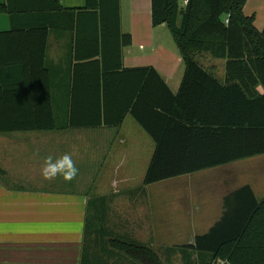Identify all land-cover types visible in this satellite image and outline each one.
I'll use <instances>...</instances> for the list:
<instances>
[{"label":"trees","instance_id":"trees-1","mask_svg":"<svg viewBox=\"0 0 264 264\" xmlns=\"http://www.w3.org/2000/svg\"><path fill=\"white\" fill-rule=\"evenodd\" d=\"M245 3L151 0L152 26H167L184 64L173 94L154 68H123L131 36L121 30L120 0H85L78 10L58 0H3L11 30L0 33V135L119 128L130 116L155 144L145 186L264 155V29L243 13ZM53 29L71 40L68 70L60 74L46 62ZM201 54L225 61L223 84L199 63ZM55 89L66 95L54 96ZM103 218L87 216L79 264H120L101 262L98 239H86L97 234L87 225ZM104 240L113 261L163 264L148 245L120 234ZM165 251L185 264L193 256L198 264H264V201L249 186L230 192L207 233Z\"/></svg>","mask_w":264,"mask_h":264},{"label":"crops","instance_id":"crops-1","mask_svg":"<svg viewBox=\"0 0 264 264\" xmlns=\"http://www.w3.org/2000/svg\"><path fill=\"white\" fill-rule=\"evenodd\" d=\"M182 1L184 6L186 0ZM58 3L68 10L85 6V0ZM120 7L121 30L131 36V45L122 52L123 68L152 67L176 94L184 64L167 26H152L151 0H120ZM164 26L173 45L166 41ZM256 29L261 32L264 27ZM10 30L9 16L0 13V33ZM70 45L69 32L50 31L46 62L52 71L67 72ZM198 61L217 81L225 82L224 60L205 54ZM256 90L263 93L261 87ZM53 95L63 97L66 92L55 89ZM126 118L119 128L0 135V264H79L87 216L109 215V210L98 215L94 208L115 207L103 200L122 193L133 192L124 203L128 210L118 213L131 223L124 225L125 231L120 229V235L148 246L156 239L164 249L181 245L173 241L192 244L196 236L207 233L220 221L223 199L230 192L249 186L256 200L264 201V155L145 186L155 144L132 126L124 132ZM194 153L204 156L210 151L197 149ZM65 154L71 155L77 176H91L99 186L107 183L109 192L91 194L92 186L78 193L58 185L54 178L45 179V160L51 157L55 162ZM57 177L63 179L62 175ZM175 225H184L186 238ZM139 230L147 236L135 235Z\"/></svg>","mask_w":264,"mask_h":264},{"label":"rangeland","instance_id":"rangeland-1","mask_svg":"<svg viewBox=\"0 0 264 264\" xmlns=\"http://www.w3.org/2000/svg\"><path fill=\"white\" fill-rule=\"evenodd\" d=\"M179 1H180V4H182L183 1L182 0H179ZM243 13H245L246 15L254 17L255 27H257V28H259V27L263 28L264 27V0H246L245 6L243 8ZM162 29H164V31H165V37H166L167 43L169 42L170 44L173 45L171 36L168 34L165 26ZM203 55H205V54L199 55L198 59H201V56H203ZM203 64L206 65L207 63H205L203 61ZM128 126H132L135 129H138V131L142 135L147 136L146 133H144V131L141 130L132 121V119L130 117L126 118L125 125L123 127L124 132H128ZM135 134H139V133H135ZM22 135H26V134L22 133ZM34 135H38V134L35 133ZM21 151H22V146L20 148V152ZM23 151H24V149H23ZM138 178L139 177L137 175L135 180H137ZM54 179H55V183H57L58 185H61V186H65L66 188H68L69 191H74V192H78V193H81V191L87 192L92 186H94V189H92L93 191L91 194H100V192L101 193H108L109 192L106 189L107 183H103L102 185L99 186V183L94 182L95 179H93V177H91V176H87V177L76 176L73 180L68 182L67 185L64 184L65 180L63 181V179L61 177H55ZM135 182H138V181H135ZM132 194H133V192H129V193H122L121 195L109 197L107 199V202L111 203V205L115 206V207L110 208V209H105V213H108V210H109V212H110L109 215H111V216H109L107 214L103 218L101 224H88L87 225V228H86L87 232L91 233L95 230L97 232L96 236H93V235L91 236V234H89L86 236V239L89 240L91 243H92V241L98 239L97 241L99 243V247L96 249V251L98 254H100V252H101V256H100L101 262H107V263L108 262L109 263L120 262V264L132 263L127 258H125L124 256H120L119 258L117 257V259L115 261H113L114 259L113 260L109 259L108 256L106 254H104L107 252H104L106 248H105V245L103 242V241H105L104 239H106V238H112V236H118V234L121 233V230H120L121 228L123 231H125V226H124L125 224L127 227L131 225V223L128 222L127 218H125L123 216H118V213L128 210V208H125L124 203L130 201V199H128L129 198L128 196H131ZM89 211H90V206H89ZM175 226H176V228L179 227V229L181 230V233L183 234V237L186 238L188 234L186 231H184V225H175ZM138 228H142V227H138ZM202 232H204V231H202ZM135 235H138L139 237H146L147 236L145 232H142V230L135 232ZM152 236H153V233H151V237ZM140 239L142 240V238H140ZM164 242H165V244H167L168 242H172V241H164ZM173 242H175V244H177V245L179 243H181V245H184L188 241L187 240H181V241H173ZM149 246L158 255V257L160 258V260L162 261L163 264H185L181 254H171V255L167 254L168 252H166L165 249L163 248V244H159L156 239H151ZM196 261L197 260H196L195 256H193L192 257V264H198Z\"/></svg>","mask_w":264,"mask_h":264},{"label":"clouds","instance_id":"clouds-1","mask_svg":"<svg viewBox=\"0 0 264 264\" xmlns=\"http://www.w3.org/2000/svg\"><path fill=\"white\" fill-rule=\"evenodd\" d=\"M78 173L70 154L63 155L60 159L53 162L51 157L45 160V167L42 174L45 179H53L58 175H62L65 181L73 180Z\"/></svg>","mask_w":264,"mask_h":264},{"label":"built area","instance_id":"built-area-1","mask_svg":"<svg viewBox=\"0 0 264 264\" xmlns=\"http://www.w3.org/2000/svg\"><path fill=\"white\" fill-rule=\"evenodd\" d=\"M226 22V21H225Z\"/></svg>","mask_w":264,"mask_h":264}]
</instances>
